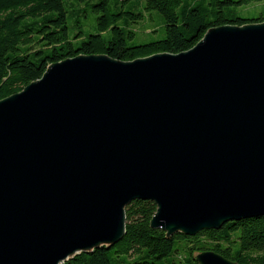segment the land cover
I'll return each instance as SVG.
<instances>
[{
    "label": "water",
    "instance_id": "95a60500",
    "mask_svg": "<svg viewBox=\"0 0 264 264\" xmlns=\"http://www.w3.org/2000/svg\"><path fill=\"white\" fill-rule=\"evenodd\" d=\"M134 199L168 238L264 216V21L178 53L77 54L0 99V264L110 247Z\"/></svg>",
    "mask_w": 264,
    "mask_h": 264
},
{
    "label": "trees",
    "instance_id": "16d2710c",
    "mask_svg": "<svg viewBox=\"0 0 264 264\" xmlns=\"http://www.w3.org/2000/svg\"><path fill=\"white\" fill-rule=\"evenodd\" d=\"M261 3L264 0H97L90 5L97 15V32L82 37L77 31L70 38L62 0H0V99L39 78L49 63L77 54L132 60L187 50L210 27L264 21L261 11L244 12ZM141 10L162 16L164 35L130 44V25L143 19ZM106 30L109 38L102 34ZM124 209L125 234L118 242L76 254L63 264H112V255L129 257L126 264H158L180 250L187 251L189 259L211 250L238 264H264V216L231 220L194 235L176 232L168 238L162 229L150 227L156 210L152 200L134 199Z\"/></svg>",
    "mask_w": 264,
    "mask_h": 264
},
{
    "label": "rangeland",
    "instance_id": "374dc122",
    "mask_svg": "<svg viewBox=\"0 0 264 264\" xmlns=\"http://www.w3.org/2000/svg\"><path fill=\"white\" fill-rule=\"evenodd\" d=\"M64 9L66 11L68 34L70 38L80 32V36L85 37L90 33L97 32V15L91 10L90 5L97 0H90L89 2H80L77 0H62ZM126 10V9H125ZM239 10V9H238ZM247 14H256L258 12L264 13V4H254L244 9ZM144 17L137 23H132L131 29L134 32L133 37L130 39V44H138L148 42L154 39L163 37V22L162 16L157 12H145L141 10ZM155 29V32L152 30ZM105 38L110 37V31L106 30L103 33ZM112 255V264H126L124 259H129L125 255ZM120 258L119 261H115ZM158 264H196L194 259H189L187 251L180 250L179 252H172L165 260L157 261Z\"/></svg>",
    "mask_w": 264,
    "mask_h": 264
}]
</instances>
